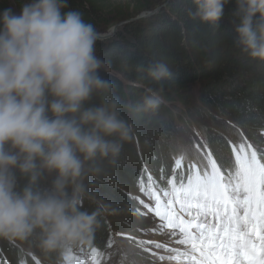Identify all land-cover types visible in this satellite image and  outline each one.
<instances>
[{"label": "clouds", "instance_id": "clouds-1", "mask_svg": "<svg viewBox=\"0 0 264 264\" xmlns=\"http://www.w3.org/2000/svg\"><path fill=\"white\" fill-rule=\"evenodd\" d=\"M192 3L193 19L219 26L233 0ZM234 3L233 47L264 63V0ZM99 39L69 0L0 9V240L24 245L41 264H65L72 249L93 244L115 211L99 185L120 168L139 121L168 103L165 61L139 67L142 92L124 98L102 75L111 65L97 55Z\"/></svg>", "mask_w": 264, "mask_h": 264}, {"label": "trees", "instance_id": "trees-1", "mask_svg": "<svg viewBox=\"0 0 264 264\" xmlns=\"http://www.w3.org/2000/svg\"><path fill=\"white\" fill-rule=\"evenodd\" d=\"M168 1L172 5L164 14L165 19L148 16V22L143 25L139 21L136 23L138 25L132 24L126 28V39L116 44L107 43L106 47L103 42H97L96 50L104 55L100 57L111 65V71L102 75L116 83L124 98H139L142 88L139 86L137 69L153 60L165 61L173 76L165 81L167 105L158 116L139 121L133 141L125 145L120 168L99 185L100 196L115 211L105 218L104 226L96 234L91 246L72 249L68 255L81 252L85 247L104 250L112 233H127L122 221L125 218L134 220L130 194L142 181L148 180L149 175L153 176L156 192L163 200V191L171 189L169 181L188 175L189 165L186 162H181L179 168L175 163L178 158H175L172 147L177 124L175 115L168 107L179 104L185 109L177 118L181 124H185L184 114L192 116L195 113L194 116L201 122H205L208 115L212 114L230 121L248 140L251 138L259 143L261 137L257 132L264 133V128H261V124H264V63L250 60L233 47L229 22L235 9L234 0L226 6L224 19L219 26L193 19L190 15L195 11L192 0ZM110 2L69 0V5L80 11L84 20L93 24L99 33L102 32V24L112 26L157 7L155 0H132L126 6V11H122L119 5ZM20 3L19 0H0V9L11 5L18 10ZM107 14L111 17L108 20L110 22L104 21ZM113 73H117L119 79ZM194 86L200 91V108L188 97V91ZM241 125H247V130ZM166 128L170 130L169 136L172 138L169 141L162 142L153 136L154 133L158 136ZM207 132L223 145L218 153L214 152V159L223 172H233L235 153L232 148H236L237 142H240L238 136L231 140L224 132L213 129ZM149 136H153L154 146L151 148L147 144ZM4 248V251H0V258H4L5 264L9 260L16 264L17 260L23 259H29V264H33L28 257L29 250L24 245L16 242L15 247L5 245ZM32 255L41 260L36 253ZM74 259L80 260L77 257Z\"/></svg>", "mask_w": 264, "mask_h": 264}, {"label": "snow or ice", "instance_id": "snow-or-ice-1", "mask_svg": "<svg viewBox=\"0 0 264 264\" xmlns=\"http://www.w3.org/2000/svg\"><path fill=\"white\" fill-rule=\"evenodd\" d=\"M229 127L236 130L230 124ZM241 127L247 130V125ZM169 132L166 128L153 136L167 142L172 139ZM257 135L261 137L259 143L245 141L238 149L232 148L235 170L227 174L213 158L214 152L218 153L223 145L206 129L204 135L189 137L186 147H181L180 151L192 159L198 158V163L206 161L204 166L189 165L186 177L169 181L171 190L163 191L162 195L168 197L164 202L155 189L147 193L149 199L155 200L151 211L162 222L161 227L178 229L183 237L176 243L188 246L189 250L183 253L187 264H264V133L257 132ZM153 136L147 139L149 148L154 146ZM183 158L182 155L175 161L177 168ZM138 202L149 207L143 200ZM177 202L180 212L186 213L188 219L173 207ZM146 243L157 249L166 247L155 241ZM15 244L0 240V251L5 250V245L15 247ZM93 256H98L95 249ZM28 257L33 264H39L31 252ZM0 264H5L4 258H0ZM8 264H12L11 260ZM16 264H29V259L17 260ZM71 264L83 262L74 259ZM94 264H100L99 260Z\"/></svg>", "mask_w": 264, "mask_h": 264}, {"label": "rangeland", "instance_id": "rangeland-1", "mask_svg": "<svg viewBox=\"0 0 264 264\" xmlns=\"http://www.w3.org/2000/svg\"><path fill=\"white\" fill-rule=\"evenodd\" d=\"M160 1L161 0H155L154 4L157 5L156 8L145 11L136 17H131L112 26H108L107 23L102 24V32L100 33L101 39H99V41L103 42L104 47H106V45H108L107 43L116 44L126 39V28L132 24L138 25L136 23L139 21H141L143 25L144 23L148 22L147 17L150 14H153L158 18L160 17L162 20L165 19L166 16H164V14L170 10V5H172V3H170L168 0H162L161 3ZM131 2L132 0H111L110 4L119 5L121 7L120 10L126 11V6ZM110 18L111 17L107 14L105 15L106 20L104 21L110 22L108 21ZM118 25L119 27L117 30L114 33H111V31ZM97 55L104 57L101 51L98 50ZM113 75L119 79L117 73H113ZM122 80L125 81L124 78H122ZM199 92V88L194 86L188 91V97L193 104L200 108ZM168 108L175 115L177 124L172 147L173 154H175V158L178 159L183 155V160L189 162L191 165H199V167L202 168L206 161L198 163V158L192 159L187 154L182 153L177 145L181 140L187 141L189 137L195 138L197 134L204 135L205 129H213L224 132L231 140L233 137L238 136L240 142H237L236 144L237 149L239 148V145L245 141L248 143L254 141L251 138V140H248L247 136L241 131L238 132V128L227 119L209 114L208 119L205 122H201L198 120V117L194 116L195 113H193L192 116L190 114H184L182 117L185 121V124H181L179 121H177V118L180 117V112H182V110L185 111V109L179 104L173 107L170 106ZM229 124L234 126L236 130L230 128ZM241 137L244 139L242 140ZM147 193V191H141L140 188L132 191L130 195L134 196L135 201L130 196L132 202L130 207L134 215V220L132 221L125 218L122 221L123 226L126 228V230H128V232L125 234L112 233L108 239V245L104 250H99L96 248L89 249L85 247L83 249L84 251L79 253V258L83 259V264H94L95 260L97 259L99 260L100 264H187V258L183 255V253L189 250L188 246H181L176 243L177 239H182L183 237L180 236L178 229L172 230L161 227L162 222L158 217L155 216L154 212L151 211V208L155 206V200L149 199ZM140 200H143L146 205H149V207L146 208L142 206L138 202ZM173 207L177 212H180V205L178 202L174 203ZM180 214L184 215L186 219L189 218L187 217L186 213L180 212ZM147 241H155L166 245V247L163 249H157L155 245L147 244ZM93 249L97 250L98 256H93ZM161 256L164 257L163 260L160 259ZM71 258L72 256L70 255L67 257L68 260H71Z\"/></svg>", "mask_w": 264, "mask_h": 264}, {"label": "water", "instance_id": "water-1", "mask_svg": "<svg viewBox=\"0 0 264 264\" xmlns=\"http://www.w3.org/2000/svg\"><path fill=\"white\" fill-rule=\"evenodd\" d=\"M118 27H119V25L116 26V27L111 31V33H114V32L117 30Z\"/></svg>", "mask_w": 264, "mask_h": 264}, {"label": "bare ground", "instance_id": "bare-ground-1", "mask_svg": "<svg viewBox=\"0 0 264 264\" xmlns=\"http://www.w3.org/2000/svg\"><path fill=\"white\" fill-rule=\"evenodd\" d=\"M151 15H153V14H150L149 16H151Z\"/></svg>", "mask_w": 264, "mask_h": 264}]
</instances>
